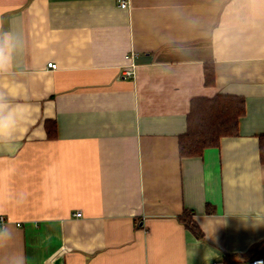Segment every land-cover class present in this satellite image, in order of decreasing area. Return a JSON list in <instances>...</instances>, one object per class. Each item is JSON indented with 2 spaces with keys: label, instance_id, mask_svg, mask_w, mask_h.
I'll return each mask as SVG.
<instances>
[{
  "label": "crops",
  "instance_id": "crops-1",
  "mask_svg": "<svg viewBox=\"0 0 264 264\" xmlns=\"http://www.w3.org/2000/svg\"><path fill=\"white\" fill-rule=\"evenodd\" d=\"M126 1L0 0L24 42L0 72L19 109L0 138V264L264 258V0ZM215 94L245 97L238 133L182 157L192 99Z\"/></svg>",
  "mask_w": 264,
  "mask_h": 264
},
{
  "label": "trees",
  "instance_id": "trees-1",
  "mask_svg": "<svg viewBox=\"0 0 264 264\" xmlns=\"http://www.w3.org/2000/svg\"><path fill=\"white\" fill-rule=\"evenodd\" d=\"M213 66L206 68V81H213ZM187 115V130L179 136L181 156L203 154L207 147L219 144L221 137L236 135L239 119L246 112L245 97L234 94H215L209 97L192 99ZM261 156L264 161V135L261 137ZM193 210L186 209L178 215L179 220L198 236L203 232L193 219Z\"/></svg>",
  "mask_w": 264,
  "mask_h": 264
},
{
  "label": "clouds",
  "instance_id": "clouds-1",
  "mask_svg": "<svg viewBox=\"0 0 264 264\" xmlns=\"http://www.w3.org/2000/svg\"><path fill=\"white\" fill-rule=\"evenodd\" d=\"M23 47V36L17 29L15 20H12L7 30L0 29V72L6 71L13 64L15 56ZM18 117V106L9 104L0 95V138L11 136L16 131ZM6 235V228L0 227V240Z\"/></svg>",
  "mask_w": 264,
  "mask_h": 264
},
{
  "label": "built area",
  "instance_id": "built-area-1",
  "mask_svg": "<svg viewBox=\"0 0 264 264\" xmlns=\"http://www.w3.org/2000/svg\"><path fill=\"white\" fill-rule=\"evenodd\" d=\"M128 4H127V1L126 0H122L121 2V6L122 7H126ZM57 66V63L56 62H53V61H50V63H48V67H56ZM126 70H124V73L126 75H131L132 73H134V70L132 69V67H128V68H125ZM76 215L78 216H81V212L80 211H76L75 212ZM5 221V217H3V215H0V222L4 223ZM212 264H217V261H215L214 263ZM243 264H264V258L263 257H258V258H254V259H251V260H247L245 261Z\"/></svg>",
  "mask_w": 264,
  "mask_h": 264
}]
</instances>
